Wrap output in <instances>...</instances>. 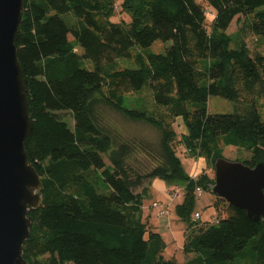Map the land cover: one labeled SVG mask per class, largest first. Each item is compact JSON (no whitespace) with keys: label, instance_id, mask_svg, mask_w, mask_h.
<instances>
[{"label":"trees","instance_id":"trees-1","mask_svg":"<svg viewBox=\"0 0 264 264\" xmlns=\"http://www.w3.org/2000/svg\"><path fill=\"white\" fill-rule=\"evenodd\" d=\"M115 3L23 0L14 43L30 115L25 149L43 184L23 257L27 264H238L248 254L246 264H264L263 219L218 197L224 215L192 221L195 187L210 189L214 176H189L177 152L203 157L212 170L227 145L249 151L248 165L264 160V53L245 41L264 37V0H120L129 20L119 21L111 19ZM237 15L243 21L230 33ZM155 40L171 44L136 51ZM120 57L137 66L121 67ZM210 95L232 101L233 111L209 112ZM65 110L72 127L59 115ZM107 110L155 127L157 141L125 136ZM179 121L186 131L178 136ZM136 153L150 156L148 168L133 167ZM154 177L184 182L175 206L187 223L183 251L191 256L183 263L164 255L166 241L139 215ZM100 181L109 193L97 191Z\"/></svg>","mask_w":264,"mask_h":264},{"label":"water","instance_id":"water-1","mask_svg":"<svg viewBox=\"0 0 264 264\" xmlns=\"http://www.w3.org/2000/svg\"><path fill=\"white\" fill-rule=\"evenodd\" d=\"M22 5L23 0H0V264H27L29 211L42 202L43 184L25 149L30 115L14 43ZM213 168L210 190L253 221L263 219L264 227V160L251 166L220 156Z\"/></svg>","mask_w":264,"mask_h":264},{"label":"rangeland","instance_id":"rangeland-1","mask_svg":"<svg viewBox=\"0 0 264 264\" xmlns=\"http://www.w3.org/2000/svg\"><path fill=\"white\" fill-rule=\"evenodd\" d=\"M119 2L120 0H116L115 15L111 19L114 21H119L121 19L129 20V17L120 9V6L118 5ZM206 11H207V14H206L207 20L210 21V18L212 17V13L208 12V9ZM63 17L66 19L65 15H63ZM242 21H243L242 15H239L238 20H237V17L235 16L234 19L232 20V23L230 24L229 31L231 32L237 31ZM69 38L72 39V36L69 35ZM245 41L251 51L259 50L264 53V37L256 39L253 35L247 34L245 36ZM170 44H171V40H166V41L155 40L147 48H138L136 49V51L144 52L146 50V51H151V52H164L165 48L169 46ZM77 51H79V49H77ZM117 61L121 67H136L137 66L133 62L132 59L127 58V57L117 58ZM261 104H262L261 112L264 117V99L261 100ZM208 111L212 113H215V112L229 113L233 111V103L232 101L226 98H223L221 96L210 95L208 98ZM106 112L108 116L110 117V119L116 122V124L119 126V128L121 129L122 133L125 136L137 138L139 140H144L149 143H154L157 141L159 137V132L155 127L145 122H142V121H134V120L127 119L112 110H107ZM59 115L63 119L66 120L68 126L70 127L73 126L74 121H73L72 114L70 111H66V110L60 111ZM175 129L177 130L178 136L181 135V131L183 129L182 122L179 121V123L175 125ZM177 152H178L181 164L184 170L186 171V173L191 177H195L196 179L201 172L199 171V173H195L198 169L197 165L201 166L202 159L204 160V158L201 156L200 157L189 156L187 151L186 152L183 151L182 147L177 148ZM223 156L229 160L243 161L250 157V153L244 148L227 145L223 147ZM105 159L108 161L107 157H105ZM131 164L136 169L143 170L145 169L144 166L148 168V166H150V156L144 153H136L134 157H132L131 159ZM205 164L206 165L203 170H207L210 174L214 176V168L212 170L207 165L206 160H205ZM183 183L184 182L182 181H178V184H182V186H183ZM96 184H97L96 187H97L98 192L105 193V194L109 193L110 188L106 183H104L103 181H100V182H96ZM183 190L184 188L182 189V192L178 199L179 201L182 200ZM217 200H218V196L215 195L210 189H203L202 195H200L199 197H196L194 201V210H199V212L201 213V218L198 219L197 221L209 220L213 218V215L220 216V215L225 214L227 203L219 199L218 208H215V201ZM174 212L177 215L178 220L176 221L175 219H173L172 221L173 232L177 236L182 237L187 223L186 221H184L183 219L179 217V215L176 213L175 207H174ZM172 251H175V244H172V246L168 247L165 250L164 255L166 257H169ZM176 251H177L176 260L179 263H183L187 257L191 256V254H186L182 248L178 250L176 249ZM244 251H246V249ZM248 260H249L248 254H245V255L240 254L235 258L234 263L246 264L248 263ZM66 264H72V263L68 262Z\"/></svg>","mask_w":264,"mask_h":264},{"label":"crops","instance_id":"crops-1","mask_svg":"<svg viewBox=\"0 0 264 264\" xmlns=\"http://www.w3.org/2000/svg\"><path fill=\"white\" fill-rule=\"evenodd\" d=\"M236 17H238V15ZM229 27L227 31L231 33V31H229ZM255 38L257 39V37ZM185 131V126L183 125L181 133H184ZM205 165V159H202L201 166L197 165L198 169L195 173L202 171L205 168ZM183 188L184 185L182 186V184L165 181L159 177L152 178L147 185L145 197L142 200L139 214L142 221L147 222L154 230L158 231L162 235L166 241L165 250L172 246V244H175V251H172V253H170L171 255H169V257L174 256L175 258L177 253L176 249H183L186 231L185 228L183 236L181 237L174 234L172 228L173 219L176 221L178 220V217L174 212V207L176 203L181 201L178 199ZM153 202H156V205H153ZM160 210H165L166 213L160 215L158 214Z\"/></svg>","mask_w":264,"mask_h":264},{"label":"built area","instance_id":"built-area-1","mask_svg":"<svg viewBox=\"0 0 264 264\" xmlns=\"http://www.w3.org/2000/svg\"><path fill=\"white\" fill-rule=\"evenodd\" d=\"M193 178H195V177H193ZM194 192H195L196 196L199 197L202 194V192H203V188L200 187V186H196ZM153 205H156V202H153ZM165 213H166L165 210H160L158 212V214H160V215L161 214H165ZM200 218H201V213L199 212V210H195L193 212V214H192V218H191L192 221H196V220H198Z\"/></svg>","mask_w":264,"mask_h":264}]
</instances>
